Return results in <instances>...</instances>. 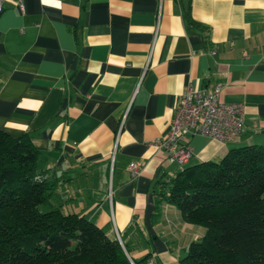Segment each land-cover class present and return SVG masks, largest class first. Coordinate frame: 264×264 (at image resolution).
<instances>
[{"label":"crops","instance_id":"crops-1","mask_svg":"<svg viewBox=\"0 0 264 264\" xmlns=\"http://www.w3.org/2000/svg\"><path fill=\"white\" fill-rule=\"evenodd\" d=\"M22 2L0 14V129L28 133L58 181L53 205L116 230L142 264H178L205 230L156 206L178 168L153 143L192 85L220 86L244 126L229 142L189 134L184 167L264 145V0Z\"/></svg>","mask_w":264,"mask_h":264},{"label":"trees","instance_id":"trees-1","mask_svg":"<svg viewBox=\"0 0 264 264\" xmlns=\"http://www.w3.org/2000/svg\"><path fill=\"white\" fill-rule=\"evenodd\" d=\"M28 133L0 129V264H142L84 215L52 204L57 179ZM156 206L173 205L204 228L178 264H264V145L230 149L218 161L161 178ZM129 255V258L126 254Z\"/></svg>","mask_w":264,"mask_h":264},{"label":"built area","instance_id":"built-area-1","mask_svg":"<svg viewBox=\"0 0 264 264\" xmlns=\"http://www.w3.org/2000/svg\"><path fill=\"white\" fill-rule=\"evenodd\" d=\"M5 3H13L20 12L24 11L22 0H0V14ZM220 86L205 91L196 86L188 85L176 99L173 116L166 134L153 144L166 153L169 163L184 167L192 156V146L186 140L189 134L200 133L223 142L233 141L238 137L244 126L243 105L221 100ZM131 177L139 174L137 163L129 164ZM116 238L120 242L118 232ZM151 260L148 261V264ZM134 264V263H133Z\"/></svg>","mask_w":264,"mask_h":264},{"label":"water","instance_id":"water-1","mask_svg":"<svg viewBox=\"0 0 264 264\" xmlns=\"http://www.w3.org/2000/svg\"><path fill=\"white\" fill-rule=\"evenodd\" d=\"M122 247H123V249H124V246L123 245H121ZM125 250V249H124ZM126 252V251H125ZM126 254H127V252H126ZM127 256L129 257V255L127 254ZM130 258V257H129ZM131 259V258H130Z\"/></svg>","mask_w":264,"mask_h":264},{"label":"rangeland","instance_id":"rangeland-1","mask_svg":"<svg viewBox=\"0 0 264 264\" xmlns=\"http://www.w3.org/2000/svg\"><path fill=\"white\" fill-rule=\"evenodd\" d=\"M63 211H66V210H63ZM63 211H62V212H63ZM63 213H65V212H63Z\"/></svg>","mask_w":264,"mask_h":264}]
</instances>
